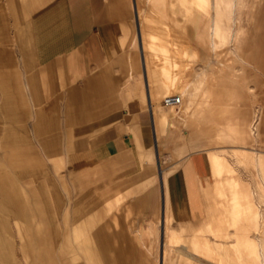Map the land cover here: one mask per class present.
I'll return each instance as SVG.
<instances>
[{
	"label": "rangeland",
	"instance_id": "1",
	"mask_svg": "<svg viewBox=\"0 0 264 264\" xmlns=\"http://www.w3.org/2000/svg\"><path fill=\"white\" fill-rule=\"evenodd\" d=\"M166 1L162 15L153 13L149 0H142L139 4L142 32H139L140 40L135 43V50L126 53L128 70L133 66V73L128 75L127 72L126 86L122 88L109 82L97 84L91 88L93 97L78 108L74 107L76 103L70 97L66 105V123L81 121L90 110L98 111L118 103L127 106L136 101L151 109L147 90L142 88L146 77L140 51L141 38L156 32L161 40L160 48L177 50V58L186 47L190 63L183 76L189 87L183 96V107L163 108L161 102L165 97L180 94L172 85H165L167 93L158 86L154 98L158 101L159 113H172L173 119L169 122L157 121L155 116L154 119L158 140H161V158L172 156L181 159L193 152L207 153L210 175L202 191L207 213L200 219L199 226L196 229L176 230L173 228L176 217L168 214L170 205L179 204L180 182L173 174L179 170L177 165L181 161H160L165 176L162 183L153 151L148 153L147 161H135L137 166L126 161H108L105 165L91 166L90 169L85 163L71 166L69 158L76 157V154L72 149H64L70 145V134L66 131L71 130L62 119L64 105L55 97L49 100L47 96H41L46 91L34 76L26 81L30 102L25 91L26 104L21 108L26 113L24 127L28 136L31 134L30 137L36 140L29 137L33 140L30 146L27 145L30 149L20 146L23 144L16 139L15 161H3L0 157V205L4 207L0 211V264H159V223L162 224L164 202L158 195H162V185L167 206L165 220L169 222L168 228L165 224V242L173 232L181 235L179 243L168 249L166 264L194 263V235L202 233L207 240L215 241L216 238L209 232V225H220L213 220L215 216H221L219 213L223 209L220 207L229 211L227 206H237V198L242 201L238 206L256 205L253 211H241L240 217H233V222L239 223L242 228L240 232L249 233L247 235L257 242V247L240 246L237 255L234 253L232 256V264H248L244 255L249 248L257 249L261 261L263 259L255 264H264V0H223L225 3L219 12L214 10L222 0ZM180 3L185 9L192 8L195 12L206 8L200 21L208 24L213 33L211 41L199 38L201 32L191 25L187 19L189 15L179 11ZM130 5L132 20L137 27L136 12L131 1ZM169 30L172 31L170 37L167 36ZM218 30L223 32L221 39L215 35ZM229 54L234 58L230 59L231 65L226 66ZM147 57L149 59V55ZM158 65H151L152 78L157 77L159 70L160 77L166 82L162 66ZM223 70H226L225 73ZM6 72L1 70V73ZM11 72L16 83L24 82V73L27 76L34 73L30 69ZM84 74L85 71H81L78 75ZM136 76H140V79L130 83ZM7 89L21 99L19 87H7L0 78V94ZM111 90L115 96L108 101L103 95ZM192 96L198 98V103L194 113L188 114V117L185 107ZM123 98L125 101H119ZM52 105L53 109H57L54 112L57 125L48 126L40 132L41 122L37 121L33 127L36 136L33 137L31 124L36 121L34 113L37 112L38 116L41 114L39 108L44 111ZM198 113L200 119L194 118L193 114ZM117 119L106 118L101 126H108ZM11 131H14V137L24 132L17 126ZM8 133L5 132V141H9ZM57 135L61 141L56 143L53 138ZM57 145L63 149L54 147ZM172 164H176V167L165 174ZM125 170L127 173H121ZM93 179L96 180L94 190ZM102 182L105 188L100 197L98 185H102ZM89 189V211L102 210V201L104 209L99 214L87 212L86 193ZM67 194L71 195L70 199ZM159 206V211L151 212ZM222 217L230 221V214H222ZM155 222L157 225H154ZM63 228L70 235L73 230L78 235L68 236L62 241ZM220 228L231 236L235 233L234 228L227 225ZM229 241H234V237L226 240ZM102 247L107 250H102ZM9 248L14 250V253H10L14 261L5 259ZM182 248L187 249L189 254L184 251V255H187H179ZM64 250L66 254L62 256ZM30 251L34 253L33 257L26 259ZM221 264L229 263L225 261Z\"/></svg>",
	"mask_w": 264,
	"mask_h": 264
},
{
	"label": "crops",
	"instance_id": "2",
	"mask_svg": "<svg viewBox=\"0 0 264 264\" xmlns=\"http://www.w3.org/2000/svg\"><path fill=\"white\" fill-rule=\"evenodd\" d=\"M130 1L132 7L135 8L138 29L132 20ZM141 1L0 0V78L4 80L5 86L19 87L21 91V99L15 95V92L11 94L9 89L0 94V157L3 161H15L14 141L17 139L23 144L19 143L20 146L26 148L27 145L30 146L33 140H36L30 137L31 134L28 136L29 133L24 127L26 113L21 108L26 104L24 102V93L27 92L26 81L35 76L46 91L41 96L45 95L49 100L55 97L56 101L61 100L62 105H64V118L62 119L66 126L71 127V130L66 131L67 134H70V145L64 147V149H72L73 153L76 154V157L69 158L71 166L85 163L90 169L91 166L105 165L108 161H126L128 164L137 166L135 161H147L149 159L148 153L153 151L154 155L156 154L154 161L158 162L162 183L165 176H163L160 168V161H181L177 165L179 170L173 174V176L178 177L180 182L179 204L170 205L168 214H174L176 217L173 224L174 229H196L202 216L207 213L202 191L206 185L205 180L210 175L208 156L206 152H193L181 159H174L172 156L170 158L159 156L161 140H158V130L154 116L157 121L169 122L173 119V114L160 115L158 101L154 98V92L158 86L167 93L166 82L160 77L159 70L156 78H152L153 75H151V65L159 67L154 60V54L159 47L158 42L152 43L149 50L145 48V40L152 35L158 36L156 32L151 33L148 37L141 38L140 42L146 77L145 81L142 82V88L147 90L151 109L144 107L141 102L135 103L136 101L127 106L124 103H118L102 110H90L88 116L80 119L81 121L71 124L66 123V105L70 97L76 103L74 107L78 108L83 106L86 100L93 97L91 88L97 84L109 82L111 85L118 84L122 88L126 86L127 72L128 75L133 73V66L128 70L129 64L126 60V53L135 50V43L140 40L139 32H142V24L139 18V4ZM26 62H29L27 66H25ZM17 69H30L34 73L31 76L24 73V82L16 83L13 81L14 73L11 71ZM1 70L7 72L1 73ZM81 71H85L83 76L78 75ZM138 79H140V76H136L130 83H135V80ZM62 90H64V93H60ZM114 93L113 90L106 91L103 97L111 101L114 99ZM120 93L123 94V91H120ZM29 97L28 93V102H30ZM163 100L161 106L167 108L163 105ZM119 101L125 100L123 98ZM53 107L54 105L44 111L39 108L38 111L41 114L38 116L32 107L36 118L34 124H31L33 137L36 136L33 127L37 121L41 122L40 132L46 130L48 126L57 125V122H55L57 115L54 114L57 109H53ZM21 114L23 116H20ZM58 116L60 117V115ZM21 117L23 118L22 122H19ZM113 117L118 119L108 126H101L104 119ZM16 126L23 129L24 132L22 135L14 137V131H11V129ZM9 130L10 133H8ZM5 132L8 133L7 139L9 141L4 140ZM53 139L56 143L61 141L59 135ZM37 144L39 145V143ZM54 147L63 149L62 146L58 145ZM29 148L31 149V147ZM29 148L28 150H30ZM62 154L64 153L62 152ZM215 161L224 160L215 159ZM6 165L8 166L9 163ZM216 166L217 162H215ZM175 167L176 164L169 166L165 174ZM121 173H127V171ZM108 176L113 177L112 175ZM88 181L89 186L90 180ZM95 182L96 180L93 179V185ZM98 187H100L101 193L99 195L101 197L105 184L102 182V185L99 184ZM94 189L95 185L93 186ZM87 193V212L92 215L101 213L104 209L102 201V210L96 211L97 213L89 211L91 204L90 189ZM67 196L70 199L71 195L67 194ZM158 196L164 202L161 209L162 224L159 223V229L161 230L159 264H166L168 249L179 243L181 235L173 232L169 236L168 242H165V224L168 228L169 222L165 220L167 206L166 195L163 196V185L162 195ZM220 208L223 209L219 213L221 216L217 215L213 219L218 221L220 225H209V232L216 240L212 242L207 240L202 233L195 234L192 240L195 262L186 264H221L225 261L232 264V256L234 253L237 255L240 246L250 247L252 245L257 247V242L247 235L249 233L240 232L242 228L239 227V223L233 222V217H240L239 213L241 211H253L256 209V205L227 206V210H229L227 212L224 211L226 210L224 207ZM3 209L4 207L0 205V211H3ZM159 209L160 206L151 212L155 213ZM222 214L226 216L230 214V217H228L230 221H227V217L224 220ZM154 225H157V222ZM225 225L234 228L235 233L233 236L220 228ZM63 229L61 233L62 241L68 236L78 235L77 231H71L70 235ZM261 233L263 234V232ZM245 235L248 237H245ZM231 237H234V241L226 242ZM8 244L11 245V243L6 245ZM62 245H65V243L62 242ZM102 250L106 251L107 249L102 247ZM13 251V248L6 250V260L11 258L10 253H14ZM184 251L189 254L187 249L182 248L179 255H184ZM33 254L32 251L28 252L26 259L33 257ZM65 254L64 250L62 256ZM244 257H246L248 264L263 261V259L261 261L257 249L254 248L247 249ZM11 260L14 261L12 258Z\"/></svg>",
	"mask_w": 264,
	"mask_h": 264
},
{
	"label": "bare ground",
	"instance_id": "3",
	"mask_svg": "<svg viewBox=\"0 0 264 264\" xmlns=\"http://www.w3.org/2000/svg\"><path fill=\"white\" fill-rule=\"evenodd\" d=\"M181 1V0H180ZM166 0H149V5L151 10L153 11V13L155 12L158 15H162L164 12V8L166 6ZM183 3V1H182ZM180 3V7H179V11L180 12H186L185 15H189L187 17V19H189V21L191 22V25H194L200 32V36L199 38L203 41H211V38L213 36V33L210 31V29L208 28V24H203L200 19H202L201 17L203 16V14L206 12V8H200L198 11H193L191 10L192 8H188L185 9L184 5H186L185 3ZM224 1L222 0L220 2V4L215 8V12H219L221 7L224 5ZM203 4V3H202ZM184 6V7H183ZM177 11V10H176ZM183 13V14H184ZM205 17V16H204ZM184 22V21H183ZM189 22V23H190ZM206 23V22H205ZM186 24V23H185ZM185 28V27H184ZM186 30V29H184ZM186 33V32H184ZM223 32L222 31H217L215 32V35L221 39ZM172 35V31L169 30L167 32V36L170 37ZM225 39V38H224ZM158 42V50L155 52L154 54V60L157 64H160L162 66V75L165 77L166 79V84L168 85H172L175 87V89H177L178 93L180 94V97L182 99L181 104L177 107H171V108H178L181 107L183 105V96L185 95V93L188 90L189 84H187L185 77L183 76L185 71L188 69L189 67V63L188 61L190 56L187 53V49L185 47V49H183L181 51V54L179 55V57L177 58V50L175 49H168V48H160V43L161 40L158 36L156 35H152L150 38H148L147 40H145V48L146 50H149L151 48V44ZM214 50L216 49V47L214 46L213 48ZM227 52H229V49H226ZM222 52V51H220ZM225 52V50H224ZM154 53V52H153ZM214 53V52H213ZM216 53V52H215ZM214 53V54H215ZM230 53V52H229ZM150 54V53H149ZM222 54V53H221ZM225 54V53H224ZM230 55V54H229ZM228 58V57H226ZM234 58V57H233ZM232 56H229V60H227L226 62V66L231 65L230 59H233ZM225 59V58H224ZM233 63V61H232ZM220 69V68H219ZM227 69V68H226ZM226 70H223V73H225ZM221 78V77H219ZM216 82V81H215ZM222 82V81H221ZM199 85V84H197ZM195 86V89H197L198 86ZM219 86V85H218ZM200 89V88H199ZM214 94V93H213ZM204 95V94H203ZM193 97V96H192ZM198 98H195V96L193 98H190L187 101L186 107H185V114L186 116H188V114L190 115V113H194V108L196 106V102H197ZM198 103V102H197ZM183 107V106H182ZM181 107V108H182ZM189 117V116H188ZM193 117L196 119H200V115L198 114H193ZM238 192V191H237ZM242 204V201L240 198L235 199V205H240ZM252 246V245H251ZM247 247V246H246ZM244 259V258H243ZM242 264H246V263H242Z\"/></svg>",
	"mask_w": 264,
	"mask_h": 264
},
{
	"label": "built area",
	"instance_id": "4",
	"mask_svg": "<svg viewBox=\"0 0 264 264\" xmlns=\"http://www.w3.org/2000/svg\"><path fill=\"white\" fill-rule=\"evenodd\" d=\"M181 101L182 99L178 95L168 96L164 98L163 105L167 108L177 107L181 104Z\"/></svg>",
	"mask_w": 264,
	"mask_h": 264
}]
</instances>
